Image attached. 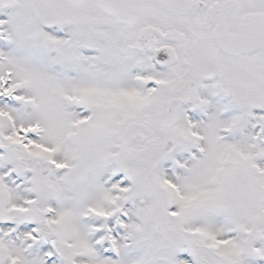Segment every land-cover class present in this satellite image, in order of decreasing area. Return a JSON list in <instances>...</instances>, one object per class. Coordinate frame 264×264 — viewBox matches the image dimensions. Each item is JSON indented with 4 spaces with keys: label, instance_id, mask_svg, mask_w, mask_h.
<instances>
[{
    "label": "snow or ice",
    "instance_id": "1",
    "mask_svg": "<svg viewBox=\"0 0 264 264\" xmlns=\"http://www.w3.org/2000/svg\"><path fill=\"white\" fill-rule=\"evenodd\" d=\"M0 264H264V0H0Z\"/></svg>",
    "mask_w": 264,
    "mask_h": 264
}]
</instances>
